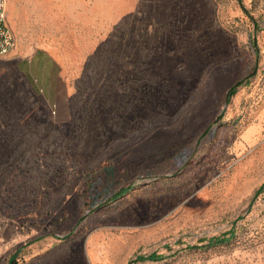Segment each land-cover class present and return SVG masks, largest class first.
Returning <instances> with one entry per match:
<instances>
[{
	"label": "rangeland",
	"instance_id": "374dc122",
	"mask_svg": "<svg viewBox=\"0 0 264 264\" xmlns=\"http://www.w3.org/2000/svg\"><path fill=\"white\" fill-rule=\"evenodd\" d=\"M8 2L0 264H264V0Z\"/></svg>",
	"mask_w": 264,
	"mask_h": 264
},
{
	"label": "built area",
	"instance_id": "2783aa9c",
	"mask_svg": "<svg viewBox=\"0 0 264 264\" xmlns=\"http://www.w3.org/2000/svg\"><path fill=\"white\" fill-rule=\"evenodd\" d=\"M16 46V35L7 18L6 0H0V58L7 57Z\"/></svg>",
	"mask_w": 264,
	"mask_h": 264
},
{
	"label": "crops",
	"instance_id": "0c3cea01",
	"mask_svg": "<svg viewBox=\"0 0 264 264\" xmlns=\"http://www.w3.org/2000/svg\"><path fill=\"white\" fill-rule=\"evenodd\" d=\"M16 2H17V0H16ZM17 6H18V3H17ZM6 10H7V18H8V22H9V20H10V22H11V19H10V16H9L10 7H9V2H8V0H6ZM18 10H19V6H18ZM19 13H20V11H19ZM10 22H9V25L11 26ZM11 23H12V22H11ZM12 26H13V24H12ZM12 26H11V28H12V30L14 31V29H13L14 27H12ZM14 33H15V31H14ZM15 35H16V34H15ZM16 39H17V37H16ZM13 51L15 52V54L12 55V57H10V59L18 58L17 55L21 54L20 51H23V49L19 48V46H18V47L16 46V48H15ZM42 53H43V56H44V55L46 56L47 61H49V59H51V57H50V55H48V53H46V52H44V51H42ZM36 54H37V52H33L32 57H30V58H28V59L23 58V60H27V62H29V65H30V67H31V66L34 64V62H35V57H34V56H35ZM0 59H6V58L3 57V58H0ZM7 244H8V236L5 235V234L0 235V252L2 251V248L5 247ZM18 252H19V249H18V247H16V248H15V251H14V254H13V255H14L13 258H16ZM0 255H1V253H0Z\"/></svg>",
	"mask_w": 264,
	"mask_h": 264
},
{
	"label": "trees",
	"instance_id": "16d2710c",
	"mask_svg": "<svg viewBox=\"0 0 264 264\" xmlns=\"http://www.w3.org/2000/svg\"><path fill=\"white\" fill-rule=\"evenodd\" d=\"M255 47H257V46L255 45ZM241 83H242V81H239V82L235 83L228 90L227 97H226L227 100H230V98H232V96L235 95V93L237 92L238 87L240 86ZM127 190L128 189H124V191L122 193L126 192ZM258 193H259V191L256 193V196H257ZM232 237H233V233L232 232H231V236L229 238H226V237H220V238L219 237H211L209 239L208 245L216 244L217 242H219V243H225L228 240H230ZM160 258H161V256H159L157 253H152V254H150L148 256L140 255V256L137 257L136 261H146V260L155 261V260H159ZM14 259L15 258H13V260ZM9 264H11V262Z\"/></svg>",
	"mask_w": 264,
	"mask_h": 264
}]
</instances>
